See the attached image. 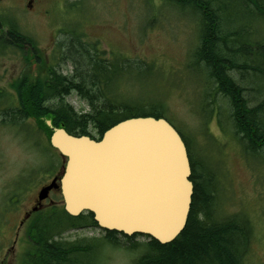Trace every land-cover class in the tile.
<instances>
[{
  "label": "trees",
  "instance_id": "trees-1",
  "mask_svg": "<svg viewBox=\"0 0 264 264\" xmlns=\"http://www.w3.org/2000/svg\"><path fill=\"white\" fill-rule=\"evenodd\" d=\"M160 1L193 18L197 40L188 56V70L203 76L221 100L216 105V99L210 101L206 122L214 119L249 164L264 168V0ZM238 25L241 30L235 28ZM17 34L10 30L7 39L23 41ZM71 34L62 58L71 62L72 76L48 69L44 81L18 93L24 117H33L43 125L47 137L51 131L40 117L69 134L93 140L128 118H166L161 97L144 87L147 79L148 83L150 79L160 82L155 68L121 60L115 54L105 58V53L99 52V42L82 43L84 34ZM134 67L147 78L139 80L141 72H135ZM123 76L155 97L117 93L129 87L122 83ZM72 94L85 101L87 112H78L66 102ZM182 139L190 162L193 195L186 225L173 242L163 245L146 236L128 237L108 231H102L104 236L67 242L61 239L64 232L101 230L92 214L71 217L58 207L47 213L37 212L31 218L26 229L29 247L22 264H100L103 251L111 248L130 253L131 264H245L255 234L252 221L243 213L217 216L222 201L219 173L209 165L211 159H199L190 140ZM137 237H145L146 242H135ZM119 238L126 243H120Z\"/></svg>",
  "mask_w": 264,
  "mask_h": 264
},
{
  "label": "rangeland",
  "instance_id": "rangeland-1",
  "mask_svg": "<svg viewBox=\"0 0 264 264\" xmlns=\"http://www.w3.org/2000/svg\"><path fill=\"white\" fill-rule=\"evenodd\" d=\"M18 1L3 4L5 10H0V16L15 21L16 30L27 37L34 53L25 49L7 52L9 72L3 84L13 87L25 76L31 83L32 56L38 58V82L44 81L47 69L56 68L61 75L72 76L71 62L62 58L72 32L86 36L82 43L99 42V52L105 53V58L115 54L121 60L155 68L160 82L150 79L148 83L147 79L144 87L161 97L166 118L190 140L198 158L203 157L205 162L211 159L209 165L219 173L222 201L217 216L243 213L252 221L255 234L245 264H264V168L249 164L214 119L205 120L210 101L216 99V105L221 100L214 96L203 76L188 70V56L197 40L193 18L164 6L160 0H35L32 12L21 9L22 2L19 5ZM235 28L241 30L242 26ZM17 64L21 73L9 69ZM133 70L141 72L139 80L147 78L139 68ZM122 83L129 87L120 88L117 93L155 97L129 77L123 76ZM14 96L19 102L18 93ZM66 102L78 112L88 111L85 101L74 94ZM40 150H46L47 155ZM58 158L47 140L33 146L8 124L0 126V264L21 263L29 243L26 227L19 229V222L30 212L39 189L58 171ZM104 235L98 230L78 229L64 232L61 239L68 242ZM119 241L126 243L123 238ZM135 242L144 243L146 238L137 237ZM111 249L103 251L100 264H131L130 253Z\"/></svg>",
  "mask_w": 264,
  "mask_h": 264
},
{
  "label": "water",
  "instance_id": "water-1",
  "mask_svg": "<svg viewBox=\"0 0 264 264\" xmlns=\"http://www.w3.org/2000/svg\"><path fill=\"white\" fill-rule=\"evenodd\" d=\"M47 125L52 128L50 144L65 158V166L60 177L38 192V208L59 180L64 210L72 217L90 213L102 230L144 235L160 244L179 236L193 184L185 145L166 120L126 119L99 141Z\"/></svg>",
  "mask_w": 264,
  "mask_h": 264
},
{
  "label": "flooded vegetation",
  "instance_id": "flooded-vegetation-1",
  "mask_svg": "<svg viewBox=\"0 0 264 264\" xmlns=\"http://www.w3.org/2000/svg\"><path fill=\"white\" fill-rule=\"evenodd\" d=\"M15 0H0V10H5L4 7H2L3 4L7 2H11ZM22 2V5H21ZM18 4L21 5V9H27L29 12H32L34 10L35 0H19ZM16 23L14 20L9 21L5 16H0V126H10L14 131H16V134L18 136H24L25 139L33 144V146L37 145L39 146V142H45L47 139V133L45 130V127L43 125H38L36 122V119H31L29 117H26L24 120V104L21 101H16V98L14 94L16 93H23L26 88L35 87L36 84H38V80L36 78V66L38 62V58L32 56L30 62H31V71L30 76L32 79H34L31 83L29 82V79L25 76L22 80L20 79L19 82H17L13 87H8L9 84H6L4 82V79L8 75L9 70H7V52L12 51L11 47H16L19 45H22L23 48L27 51L31 50L30 47L26 43H23V41L18 40H9L7 39V29L15 27ZM9 69L13 73H21V69L18 68V64L15 66L9 67ZM48 73V69L46 71ZM42 74H40L41 77ZM22 77V75H21ZM33 90V89H32ZM40 120L42 123H44V119L40 117ZM25 123V124H24ZM44 155H47L44 153L46 150H40ZM53 152V151H52ZM55 153V152H53ZM64 161L61 158L60 163V169L63 167ZM59 173L54 174L51 176V180L58 176ZM50 180V181H51ZM50 182H48L46 185H48ZM45 186V185H44ZM60 198L59 191H51L48 195V198L44 201H42V210L41 211H48L54 207L59 206V203L55 201V198ZM54 198V199H53ZM37 203L36 198L33 200L32 209ZM32 216V215H30Z\"/></svg>",
  "mask_w": 264,
  "mask_h": 264
}]
</instances>
